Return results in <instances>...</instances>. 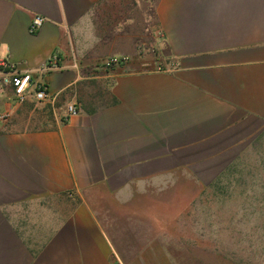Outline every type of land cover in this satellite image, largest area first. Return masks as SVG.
Listing matches in <instances>:
<instances>
[{
  "label": "crops",
  "instance_id": "1",
  "mask_svg": "<svg viewBox=\"0 0 264 264\" xmlns=\"http://www.w3.org/2000/svg\"><path fill=\"white\" fill-rule=\"evenodd\" d=\"M151 44L169 66L146 67ZM4 64L80 112L26 125L37 101L0 97V264H176L204 192L264 137V0H0Z\"/></svg>",
  "mask_w": 264,
  "mask_h": 264
},
{
  "label": "rangeland",
  "instance_id": "2",
  "mask_svg": "<svg viewBox=\"0 0 264 264\" xmlns=\"http://www.w3.org/2000/svg\"><path fill=\"white\" fill-rule=\"evenodd\" d=\"M143 55L148 68L171 63L152 44ZM66 109L64 100L29 102L16 117L26 125H49ZM257 143L204 192L188 227L192 235L171 245L176 264H264V137Z\"/></svg>",
  "mask_w": 264,
  "mask_h": 264
},
{
  "label": "built area",
  "instance_id": "3",
  "mask_svg": "<svg viewBox=\"0 0 264 264\" xmlns=\"http://www.w3.org/2000/svg\"><path fill=\"white\" fill-rule=\"evenodd\" d=\"M45 18L41 15H36L31 21L30 31H38ZM129 56H112L105 59L102 65L105 68H111L116 65L128 63ZM59 57L53 55L48 58L42 66L38 69L39 73H48L53 69L58 68ZM10 93L13 96V103L23 104L29 99H34L37 102H54L56 95L50 92L46 81L39 80L35 77V72L26 70L20 71L13 65L4 64L0 70V97L3 94ZM80 112L77 103H70L67 105V116L76 115ZM11 116V111L0 113V119L6 120Z\"/></svg>",
  "mask_w": 264,
  "mask_h": 264
}]
</instances>
